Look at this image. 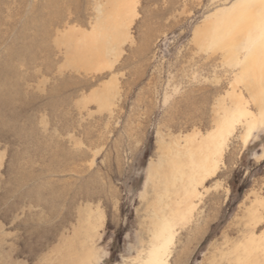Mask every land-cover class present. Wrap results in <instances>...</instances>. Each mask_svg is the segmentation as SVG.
Wrapping results in <instances>:
<instances>
[{"label": "rangeland", "instance_id": "374dc122", "mask_svg": "<svg viewBox=\"0 0 264 264\" xmlns=\"http://www.w3.org/2000/svg\"><path fill=\"white\" fill-rule=\"evenodd\" d=\"M0 66V264H264V0H0Z\"/></svg>", "mask_w": 264, "mask_h": 264}, {"label": "bare ground", "instance_id": "6f19581e", "mask_svg": "<svg viewBox=\"0 0 264 264\" xmlns=\"http://www.w3.org/2000/svg\"><path fill=\"white\" fill-rule=\"evenodd\" d=\"M10 52V51H9ZM13 53V52H12ZM18 53V52H17ZM7 55H9V54H7ZM9 57V56H8ZM20 58V57H19ZM10 61V60H9ZM14 69H15V67H10V66H0V109L3 107V106H7V104H9V100H10V94H11V92H12V88L15 86L16 87V85L17 84H15V85H13V84H11V83H9L8 82V77L9 78H11L12 77V75L11 74H14L15 73V71H14ZM19 71V70H18ZM11 76V77H10ZM18 78V77H17ZM14 81V80H13ZM15 82V81H14ZM18 87V86H17ZM63 102V104H64V102L65 101H61V103ZM6 108V107H5ZM1 111V110H0ZM2 118V117H1ZM0 118V119H1ZM2 120L3 119H1V122H2ZM2 125H4V123H2ZM205 148V147H204ZM196 150H197V148H195ZM205 149H207L208 150V145H207V148H205ZM195 150V151H196ZM199 150H200V148H199ZM207 150H205V153H207L208 151ZM213 150V149H212ZM198 151V150H197ZM204 151V150H203ZM210 151V150H209ZM193 152V151H192ZM191 152V153H192ZM214 152V151H213ZM195 153V152H194ZM204 153V154H205ZM209 153V152H208ZM207 153V154H208ZM212 152L210 151V153L204 158V157H202V160L203 159H206L208 162L209 161H211V156H210V154H211ZM186 154V153H185ZM193 154V153H192ZM196 154V153H195ZM197 154H199V151L197 152ZM213 154V153H212ZM206 155V154H205ZM202 156V155H201ZM213 156H214V154H213ZM198 157H200V156H198ZM201 158V157H200ZM196 159V158H195ZM198 159V158H197ZM199 160H201V159H198V161ZM201 160V161H202ZM204 162V161H203ZM211 163H212V161H211ZM200 164V166H201V163H199ZM203 166H201V167H204V172H205V168H207L206 166L208 165H206V166H204L205 164L203 163L202 164ZM209 166H210V164H209ZM212 166V165H211ZM210 166V167H211ZM200 169H197L196 171H199ZM207 170V169H206ZM195 171V172H196ZM250 243V242H249ZM255 248V247H254ZM253 248V249H254ZM256 251V250H255ZM241 252V251H240ZM252 252V251H251ZM242 253V252H241ZM253 253V252H252ZM252 255H255L254 253L252 254ZM255 258V257H254Z\"/></svg>", "mask_w": 264, "mask_h": 264}]
</instances>
